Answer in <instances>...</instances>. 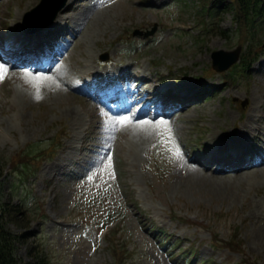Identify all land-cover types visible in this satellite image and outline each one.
Returning <instances> with one entry per match:
<instances>
[{
	"label": "rangeland",
	"instance_id": "1",
	"mask_svg": "<svg viewBox=\"0 0 264 264\" xmlns=\"http://www.w3.org/2000/svg\"><path fill=\"white\" fill-rule=\"evenodd\" d=\"M39 1L0 2V52L8 46L28 44L31 37L42 41L44 34L48 36L44 42L53 46V55L64 52L57 64L58 76L45 71L52 58L37 63L40 72L49 76L38 92L24 71L10 69L14 62H8L10 67L0 79V167L8 163L15 168L21 152L41 142L33 156L26 158L37 173L15 189L36 212L28 232H38L37 239L18 244V257L28 262V249L37 241L46 248L52 264H118V260L121 264H183L180 255L187 248L197 261L210 258L217 263L241 264L244 259L247 264H264V168L254 171L252 166L242 169L246 171L242 175L236 174L235 167H225L228 159L221 160L216 153L218 149L228 152L231 144L227 142H243L242 134L243 145H236L247 161L243 164L248 165L253 154H258L254 160L262 157L264 37L249 42L248 51L258 50L260 59L248 71V78L225 83L223 72L208 70L211 55L217 50H234L240 38L221 35L220 30L233 25L231 14L222 10L202 26L196 8L205 15L206 9L197 6L196 0H72L76 1L74 10L68 8L66 20L38 34L22 32L26 12ZM32 20H28L33 26H26L27 30L37 26ZM154 25L155 33L146 37L144 33ZM136 30L143 34H135ZM156 69L178 80L158 85L161 75L155 74ZM206 70L210 77L204 79ZM127 71L150 78L140 92L155 90L148 115L154 117L152 123L113 126L112 117L127 115L131 103L128 105L126 97L139 83ZM104 72L118 77V90L125 98L112 104L120 112L107 113L108 104L103 106L104 115H98L97 105L88 100L93 98L74 86L98 79ZM214 86H218L217 94L202 96V90ZM167 87L190 88L187 95L193 107L186 111L183 104L172 107L174 91L162 106L159 92ZM144 109L143 103L136 106L131 117ZM175 109L178 111L173 112ZM163 110L169 115L154 116ZM253 114L257 117L252 118ZM161 117L167 124L158 123ZM60 132L63 147L53 157L52 143ZM10 178L9 173L2 177L4 201L11 197L9 189L13 190ZM11 198L18 202L17 197ZM38 213L46 216L41 219ZM111 221L117 226L104 239L101 229ZM210 227L225 239L237 227L239 252L213 249ZM152 228L161 230L163 243L150 233ZM113 249L118 250L115 255Z\"/></svg>",
	"mask_w": 264,
	"mask_h": 264
},
{
	"label": "trees",
	"instance_id": "2",
	"mask_svg": "<svg viewBox=\"0 0 264 264\" xmlns=\"http://www.w3.org/2000/svg\"><path fill=\"white\" fill-rule=\"evenodd\" d=\"M224 9L234 14L235 21L238 24L243 23L245 28L252 27L257 17L264 20V0H228ZM35 148L36 145L29 148L28 157L32 155V150ZM21 157L20 160H15L18 161L19 167L15 170V173H12L14 178L20 180L24 178L26 173L31 171L28 163L23 162L26 160V153ZM5 166L6 164H2L0 167V177ZM2 187L3 182L0 180V264H51L47 252L43 247L38 246L37 241L28 249L27 254L30 258L28 262H23L18 257V244L34 237L36 239L37 235L34 232H28L31 226L32 214L24 210L22 205L13 203L11 199L2 200ZM14 228H23L25 231L17 233ZM151 231L155 230L152 229ZM240 243L237 229L232 233L229 242H225L231 250L236 248L240 250Z\"/></svg>",
	"mask_w": 264,
	"mask_h": 264
},
{
	"label": "water",
	"instance_id": "3",
	"mask_svg": "<svg viewBox=\"0 0 264 264\" xmlns=\"http://www.w3.org/2000/svg\"><path fill=\"white\" fill-rule=\"evenodd\" d=\"M67 0H43L41 5L36 11H48L45 15L44 19L40 21V24L38 27H36L35 30L44 28L45 26L49 25L57 13L65 6ZM239 48L236 51L225 53V52H217L214 54V67L221 71L223 69H226L231 64L237 61V55L239 54ZM223 57L228 58L226 64L221 63V59Z\"/></svg>",
	"mask_w": 264,
	"mask_h": 264
},
{
	"label": "bare ground",
	"instance_id": "4",
	"mask_svg": "<svg viewBox=\"0 0 264 264\" xmlns=\"http://www.w3.org/2000/svg\"><path fill=\"white\" fill-rule=\"evenodd\" d=\"M1 1H3V0H0V2ZM72 2V1H71ZM70 2V3H71ZM63 19H65V17H64V12H62V13H60L59 15H58V17H57V20L54 22V23H56V24H58V22H60V21H63ZM74 38H76V35H74ZM73 38V39H74ZM61 60V56H57V57H54V59H53V62H52V64H51V66H50V69H49V74H53V75H57L58 76V74H57V72H56V66H57V64H58V61H60ZM14 70H16V71H18V70H21L20 69V67L19 66H15L14 67ZM130 99L131 100H134V95H132V96H130ZM144 99V95L142 94V93H140L139 92V90L137 91V100L134 102V105L136 104V102L138 103L139 101H142ZM91 103H92V105H97V108H99V104L94 100V101H91ZM133 105V106H134ZM133 106L131 107V109H129L127 112H129L127 115H131V111L133 110ZM146 108H148V106L146 107ZM190 108V106L189 105H185V107H184V110L186 111V110H188ZM191 108H192V106H191ZM255 109H257V107L255 108V106H254V104H252V111H255ZM252 118H256L257 117V115H255V114H253L252 116H251ZM140 119H144V120H149V121H151L150 120V118H148V116H147V114L145 113V112H141L139 115H137L135 118H132L131 120L132 121H144V120H140ZM242 139H243V142H244V138H243V135L242 134H240L239 135ZM230 139H232V138H230ZM224 141H226V139L224 140ZM243 142H241V139L239 140V142H234V141H232V142H227V143H229V144H240V145H243ZM264 151V150H263ZM263 155H264V152L262 153ZM261 164H264V157H263V159L262 160H260V161H256V162H254V163H252L250 166H255L254 167V171H259V169L260 168H264V167H260V165ZM205 165V164H204ZM203 165V166H204ZM252 168V167H251ZM244 169L245 170H247V169H250V168H245L244 167ZM261 169V170H262ZM245 170H236V174H240V175H242L243 173H245L246 171ZM260 170V171H261ZM253 171V172H254Z\"/></svg>",
	"mask_w": 264,
	"mask_h": 264
},
{
	"label": "snow or ice",
	"instance_id": "5",
	"mask_svg": "<svg viewBox=\"0 0 264 264\" xmlns=\"http://www.w3.org/2000/svg\"><path fill=\"white\" fill-rule=\"evenodd\" d=\"M7 69H8V65L5 64L3 60H0V79L3 78ZM24 73H25L26 78H31L30 82L33 83L34 87H36L37 92L39 91V87H40L41 82L43 80L49 78L48 74L44 73V72L33 73L32 71L25 69ZM37 98H39L38 95H37ZM112 119H113V126H115L116 123H119L121 125H125V124H128L129 122H133L131 120L130 115H123V114L118 115V116H114V117H112ZM135 122L136 123H152V121H149V120L135 121ZM158 123L167 124V121H165L164 118L161 117L160 120L158 121ZM162 136H163V133H162ZM175 154L177 156L180 155V151H179L178 147L175 149Z\"/></svg>",
	"mask_w": 264,
	"mask_h": 264
}]
</instances>
